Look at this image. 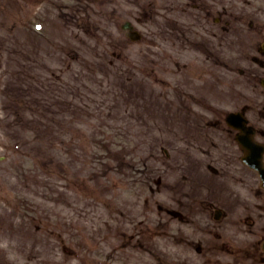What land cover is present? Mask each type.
Returning <instances> with one entry per match:
<instances>
[{
  "label": "rangeland",
  "instance_id": "374dc122",
  "mask_svg": "<svg viewBox=\"0 0 264 264\" xmlns=\"http://www.w3.org/2000/svg\"><path fill=\"white\" fill-rule=\"evenodd\" d=\"M187 1L91 0V4L90 0H0V242L7 240L10 245L7 249L0 248V251L12 264H124L128 256L131 258L130 264H156V253L160 252V247H164L169 239L168 235L166 239L156 231L158 227L156 228L154 220L157 214L154 210L158 201L169 203V197L165 193L159 194L155 191L147 196L142 192V199L138 200V189L133 187L128 190L125 178L114 181L115 174L111 176L110 172L108 193L100 187L97 179L92 182L94 190L85 191L81 186L82 177L75 181V171L82 169V159L80 166H77L76 159V167L72 171L69 170L72 160L68 157V149L63 152L62 169L55 168L61 169V172L60 176L52 180L53 193L49 195L48 190H42L38 186L29 188V172L37 175L41 171L33 169L38 150L36 145L29 141L28 123L31 109H27V104L39 98L34 100L32 105H38L41 112L51 115L59 111L61 107L57 104L60 100L57 98V92L59 96L65 95L63 86L71 83V92L74 93V85L76 87L79 75L81 107L72 109L70 114L72 119L77 120L78 133L88 135L85 146L90 155L95 156L98 146L96 130L102 125L106 127L107 135H112V132L108 131L111 126L124 130V113L128 109L125 88H132L133 91L136 88L134 85L128 86L127 79L135 83L142 81V87L149 86L155 80L177 81L181 76H176L180 69L178 64H174V56H179L184 61L189 60L183 77L186 78L187 73L189 77L192 76L191 81L201 83L205 87L207 80L199 75L204 69L196 60L197 54L180 53L181 43L172 37L167 40L166 35L159 32V26L168 25L165 20H190V13H185L180 8V5ZM223 1L228 10L232 9L237 14L245 12L249 16L262 19L264 23L263 0ZM145 12L151 19L137 23L136 19L143 17ZM126 19L134 20L145 36L140 44L132 47L127 58H119L109 52L111 39L115 40V43L121 41V25ZM96 32L95 37L93 33ZM227 59H231L229 53ZM68 68L70 72L67 71ZM94 71L100 73L93 76ZM232 75L226 72V82L233 81ZM42 76L45 77L44 83L41 82ZM103 76L100 88L95 82L88 80L92 78L101 82ZM13 78L18 81L25 80L17 84L19 87L16 91L11 86L10 80ZM123 83L127 86L123 87ZM29 85L34 90L29 102L25 98L21 100V95L18 96L17 102L10 101L15 92L19 93L20 88L31 91ZM161 87V83H155L149 88L151 93H142L141 99L156 98L158 95L154 94V89L156 93H160ZM49 88L55 91L47 94ZM45 92L46 95L43 94ZM139 93L135 94L138 96ZM209 94L217 97L211 90H206V95ZM42 99L44 102L41 103ZM145 104H149L147 99ZM17 109H21L19 114ZM160 112L164 114L163 110ZM160 120L152 118L150 124L153 131L146 146H158L166 142L167 146L172 147L178 140L185 139L176 131L164 126L159 130V125L167 124L162 117ZM143 130L144 127L138 126L135 132ZM114 132H118V129L115 128ZM120 135L124 140H113L118 149L126 140L123 133ZM139 139L135 137L133 147ZM129 147L132 149L131 145ZM77 152L81 157V151ZM138 160L143 161V157ZM154 162L150 161V167L154 166ZM108 165L113 167L112 162ZM84 176H88V170L84 172ZM163 177L167 180L170 178L169 175ZM36 183L42 187L45 182L37 177ZM100 189L103 190V198L98 197ZM23 192L26 197L30 195L41 198L42 203L29 204V200L27 202L19 197H25ZM147 197L151 200L149 207L145 203ZM112 201L115 205L118 204L114 214L128 213L132 216L130 221L147 219L150 228L155 229L148 232L147 236H142L139 243L133 244L128 256L126 250L120 249L117 244L122 235L118 223L115 222L111 227L105 225L112 216L109 209ZM18 205L21 207L19 212ZM33 211L43 218L50 217L51 220L47 224L53 223L61 229L55 232L42 228L37 232L38 229L30 227L28 231V214ZM32 224L36 225L34 222ZM71 231L72 236H69ZM93 235L99 237L97 244ZM67 240L76 243L78 252L82 247V261L73 256L75 246H69L65 243ZM102 241H108V246L102 245ZM145 246L149 253L143 251ZM93 248L95 250H88Z\"/></svg>",
  "mask_w": 264,
  "mask_h": 264
},
{
  "label": "flooded vegetation",
  "instance_id": "af4514ba",
  "mask_svg": "<svg viewBox=\"0 0 264 264\" xmlns=\"http://www.w3.org/2000/svg\"><path fill=\"white\" fill-rule=\"evenodd\" d=\"M248 45L253 50L248 51L250 53L245 57L248 62L241 73L251 84L250 92L239 95L232 110L220 109L215 121L218 140L212 141L217 151L201 147V156L198 157L206 159V166L219 177L220 197L252 207L250 211L222 209L220 221L230 232L223 238L221 247L235 255L228 264H264L263 176L256 169L260 164L264 166V47L255 39H249ZM231 112L242 114L232 124L228 121ZM216 210L217 207H212L213 213ZM190 263L193 260L190 259Z\"/></svg>",
  "mask_w": 264,
  "mask_h": 264
},
{
  "label": "clouds",
  "instance_id": "9594fccd",
  "mask_svg": "<svg viewBox=\"0 0 264 264\" xmlns=\"http://www.w3.org/2000/svg\"><path fill=\"white\" fill-rule=\"evenodd\" d=\"M9 246V242L7 240H5L3 243H0V248L7 249Z\"/></svg>",
  "mask_w": 264,
  "mask_h": 264
},
{
  "label": "water",
  "instance_id": "95a60500",
  "mask_svg": "<svg viewBox=\"0 0 264 264\" xmlns=\"http://www.w3.org/2000/svg\"><path fill=\"white\" fill-rule=\"evenodd\" d=\"M125 28L127 27V25L124 26Z\"/></svg>",
  "mask_w": 264,
  "mask_h": 264
}]
</instances>
